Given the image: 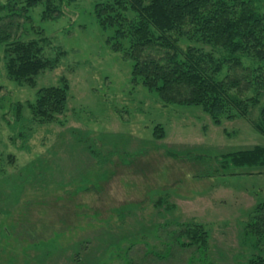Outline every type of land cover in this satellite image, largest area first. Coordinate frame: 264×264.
Returning <instances> with one entry per match:
<instances>
[{"label":"rangeland","instance_id":"1","mask_svg":"<svg viewBox=\"0 0 264 264\" xmlns=\"http://www.w3.org/2000/svg\"><path fill=\"white\" fill-rule=\"evenodd\" d=\"M99 1L56 0L62 14L50 21L43 6L30 10L20 38L59 62L34 87L7 79L0 45V264H247L243 229L264 202V169L222 160L264 148L253 127L264 95L249 118L224 116L220 126L200 107L165 106L133 83L134 63L96 19ZM67 83V110L55 122L25 108L26 122L15 123L16 103ZM160 199L175 208L155 206ZM185 223L208 230L206 255L175 243Z\"/></svg>","mask_w":264,"mask_h":264},{"label":"trees","instance_id":"2","mask_svg":"<svg viewBox=\"0 0 264 264\" xmlns=\"http://www.w3.org/2000/svg\"><path fill=\"white\" fill-rule=\"evenodd\" d=\"M23 4L20 6V4ZM43 6L44 21L56 19L61 11L56 0H8L1 6L0 45L5 47L7 79L19 86L34 87L38 76L58 65V59L43 56L38 41H23L24 25L32 22L31 9ZM264 0H102L95 15L111 36L116 50L133 65L132 80L156 91L165 106L200 107L216 125L223 117L234 120L250 117L264 95ZM187 41L186 50L181 41ZM209 48L207 50L206 48ZM257 62L250 69L244 60ZM0 89H2L0 87ZM68 83L40 89L35 101L16 103L12 111L16 124L26 122L24 110L41 123H53L67 110ZM254 93L243 99L247 93ZM254 130L264 136V103ZM156 139H164L162 128ZM226 165L235 169H264V148L223 155ZM167 199L155 206L173 210ZM167 203V204H166ZM174 234L183 249L206 255L210 234L202 224L185 223ZM253 254L247 264H264V202L254 209L243 229Z\"/></svg>","mask_w":264,"mask_h":264}]
</instances>
